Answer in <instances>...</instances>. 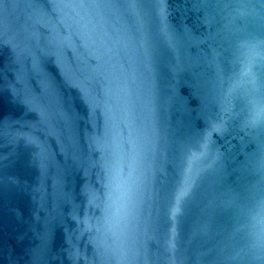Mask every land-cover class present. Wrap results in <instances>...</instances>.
<instances>
[{
  "label": "water",
  "instance_id": "water-1",
  "mask_svg": "<svg viewBox=\"0 0 264 264\" xmlns=\"http://www.w3.org/2000/svg\"><path fill=\"white\" fill-rule=\"evenodd\" d=\"M0 264H264V0H0Z\"/></svg>",
  "mask_w": 264,
  "mask_h": 264
}]
</instances>
